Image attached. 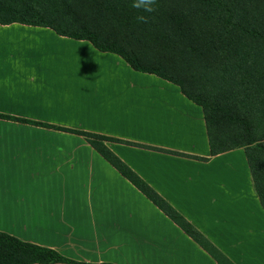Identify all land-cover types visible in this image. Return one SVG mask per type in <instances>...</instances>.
Instances as JSON below:
<instances>
[{"label":"crops","instance_id":"obj_1","mask_svg":"<svg viewBox=\"0 0 264 264\" xmlns=\"http://www.w3.org/2000/svg\"><path fill=\"white\" fill-rule=\"evenodd\" d=\"M0 115L118 140L111 152L234 264H264L246 151L213 156L203 107L177 84L50 28L0 24ZM0 232L84 263L217 264L84 137L3 117Z\"/></svg>","mask_w":264,"mask_h":264},{"label":"trees","instance_id":"obj_2","mask_svg":"<svg viewBox=\"0 0 264 264\" xmlns=\"http://www.w3.org/2000/svg\"><path fill=\"white\" fill-rule=\"evenodd\" d=\"M71 0H0V24L9 25L19 23L23 25L45 27L54 30L58 35L75 40L89 41L97 50L101 52H110L121 56L134 70L155 74L165 80L177 84L181 87L182 92L192 101L203 107L207 125V131L210 141L211 153L213 156L237 148H244L254 179V187L259 195L264 207V189L262 187L263 178L258 182L256 166L252 160L251 148L254 150H264V73L259 67L258 78L259 84L250 81L252 77L247 78L241 73V62L247 60L252 67L256 57L264 60V29L263 33L251 31L244 23L249 22V18L239 16L240 11L235 0H184L189 6L186 10L190 11V17L194 14L195 9L191 5L204 6L207 9V15L213 7L222 9L225 13L221 21L213 23L221 27L218 37L226 41V64L228 71H231L230 85L235 91L236 96L243 100L246 111L235 113L233 109H227L225 118L229 123L235 124L240 135L228 136L222 129V123L216 119L214 111L217 106L211 100L201 99L195 96L187 89L186 82L181 80L176 74L179 68L174 66L176 63L172 59L166 58L167 54H172L171 49L179 46L180 40H185L189 36V30L186 28L184 19L179 20L174 14L170 0H159L157 5L161 8V16H151L150 13H143L131 7V0H86L93 9V16L104 15L108 20L122 27L128 35H118L113 38L111 35H105L100 32L98 26L92 21L80 24H71L60 19L61 9H71L68 2ZM248 1V0H247ZM177 4L175 0V5ZM156 6V5H155ZM64 7V8H63ZM67 9V10H68ZM145 15L148 17L147 23L138 22L136 17ZM220 16L216 15L215 17ZM253 19L259 24L256 16ZM256 35L263 43H258L253 37ZM247 37V39H246ZM144 48L155 46L156 64H146L143 56L153 55L141 51L140 45ZM158 45V46H157ZM161 46H163V58L161 57ZM254 46V47H253ZM247 48L246 50L243 49ZM191 51L201 55L199 49ZM242 53L245 56L242 57ZM173 55V54H172ZM174 73L168 74V70ZM251 72V71H250ZM256 89V90H255ZM254 96V97H253ZM263 107L252 115V107ZM248 106V107H247ZM0 117L26 122L42 126L38 122L20 118H10L7 115ZM261 125L262 128H257ZM46 128H52L58 131L68 132L83 136L89 143L126 179H128L136 188L146 195L159 209H161L171 220H173L186 234L206 250L217 262V264H234L222 251H220L211 241H209L199 230L189 223L175 208H173L165 199H163L152 187L143 179L134 173L125 163H123L106 145L109 141H118L106 136L92 132L70 129L49 125ZM257 132V133H256ZM227 140L230 144H227ZM136 146H140L134 144ZM253 150V151H254ZM191 157V156H189ZM198 160L204 158L191 157ZM91 264L69 259L61 255L58 251L38 246L29 242L21 241L9 234L0 232V264ZM112 264V263H103Z\"/></svg>","mask_w":264,"mask_h":264},{"label":"rangeland","instance_id":"obj_3","mask_svg":"<svg viewBox=\"0 0 264 264\" xmlns=\"http://www.w3.org/2000/svg\"><path fill=\"white\" fill-rule=\"evenodd\" d=\"M170 1L172 9H174L173 12L177 16V19H184L186 21L185 26L189 30V36L185 40H180V42H178V47H176L175 49H171L170 52L173 55L167 54V56L165 57L172 59L176 62L174 66L179 68V72L176 75L180 77L181 80L186 82L187 89L191 94L199 96L201 99L211 100L212 102H214V104L217 106L216 110L214 111L215 117L216 119L221 121L222 129L229 134L228 136L233 137L234 135H240L238 133L240 132L238 127L235 124L229 123L228 120L225 118V115L228 112L227 109H233L235 113H241L242 111H246V106L243 100L236 96L235 91L230 85L231 71H228L229 68L226 64V41L225 39H221L218 37V35H221L220 33H218V30L221 27L216 24L213 25V23L221 21L222 16L224 17L225 13L222 11V9L213 7L209 12V14L211 15H207L206 7L197 6L195 8V5H191L190 8L195 9L196 11H194V14L190 17L188 15L190 14V11L186 10V7L189 6L184 2V0H176V5L175 0ZM235 1L238 5V10L241 13L239 14V16L249 18V22L244 23V26L248 27V29H250L251 31L259 30L263 33L264 0ZM68 4L70 5L71 9L66 8L59 10L61 12L60 19L62 21L71 24H80L87 21H92L98 26L100 32L105 33V35H111L113 38H116V36L118 35H128L122 27L108 20L104 15L93 16V9L91 8V6H89V3L86 0H71L68 2ZM159 4L160 1L158 0V3L155 6L156 11L150 13L151 16H161V8L157 6ZM216 15L220 16L215 17ZM252 16H256L258 18L259 24L255 21V19H253ZM247 37H253L257 40L258 43H263L261 39L256 38V35H248ZM189 47H192V49H199V51H201V55L198 56L197 53L193 54L191 48ZM163 48L164 47L161 46L162 58L164 55ZM243 49L246 50L247 54V48L244 47ZM140 50L144 52L148 51L149 53H153L157 51L158 48L155 46H148L147 48H144L140 45ZM244 56L245 53H242V57ZM156 60L157 59L154 56V53L153 55L149 54L147 56H143V61L146 64L154 65L156 64ZM253 63H255V65L253 66V71L250 70V72L249 69L252 67V65H249L247 60L242 61L241 73L247 78H250L251 75L252 77L250 78V81L255 84H259V67L264 73V60H260L256 57L252 64ZM171 72L174 73L170 69L167 71L168 74H172ZM250 106L252 107V115H254V113H256L257 111L259 112V110L264 107V105L260 108H257V105ZM240 109L242 111H240ZM261 112L264 113V109H262ZM20 119L38 122L42 125L39 127L44 128L49 125H52L35 121L26 117H22ZM257 128H262V126L259 125L257 126ZM227 144H230L228 140ZM253 150L254 147L251 148L250 152H252V160L256 166L257 175L259 177L258 182L260 183L261 178H263L264 181V150ZM262 187L264 189L263 182Z\"/></svg>","mask_w":264,"mask_h":264},{"label":"clouds","instance_id":"obj_4","mask_svg":"<svg viewBox=\"0 0 264 264\" xmlns=\"http://www.w3.org/2000/svg\"><path fill=\"white\" fill-rule=\"evenodd\" d=\"M157 3L158 0H131V7L143 13H153L156 11ZM136 19L138 22H148V17L145 15H138Z\"/></svg>","mask_w":264,"mask_h":264}]
</instances>
